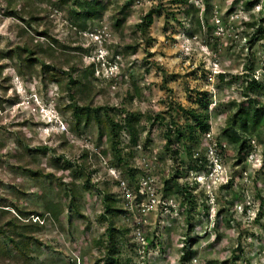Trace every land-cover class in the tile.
<instances>
[{"label":"rangeland","instance_id":"1","mask_svg":"<svg viewBox=\"0 0 264 264\" xmlns=\"http://www.w3.org/2000/svg\"><path fill=\"white\" fill-rule=\"evenodd\" d=\"M60 2L37 0L40 20L29 28L5 16L0 0V210L19 217L13 206L31 214L44 213L51 202L64 209L59 221H38L28 261L15 260L9 245L0 264H105L106 246L96 243L110 227L102 219L110 216L107 196L121 212L114 257L123 264H264V138L252 137L242 152L224 134L241 105L264 106V30L258 32L264 0H105L106 11L84 30ZM153 9L144 34L138 25ZM25 40L54 51L64 82L94 65V107L116 109L117 120L127 112L145 114L136 146L122 136L125 163L100 139L95 121L77 127L62 82L40 64L18 74L8 53ZM202 104L211 130L196 156L207 162L179 167L165 151L161 125L147 115L170 120L183 117L180 106L204 110ZM44 147L50 150H26ZM66 161L72 170L64 169ZM180 168L183 190L167 194L164 183ZM72 184L81 194L80 214L70 208Z\"/></svg>","mask_w":264,"mask_h":264},{"label":"trees","instance_id":"2","mask_svg":"<svg viewBox=\"0 0 264 264\" xmlns=\"http://www.w3.org/2000/svg\"><path fill=\"white\" fill-rule=\"evenodd\" d=\"M5 4L4 15L7 17H15L19 21H23L29 28H33L39 18L35 17V7L37 0H2ZM208 1V0H207ZM61 4L68 5L69 12L74 19L75 26L81 30L86 29L89 22L96 21L103 12L106 11L105 0H61ZM188 6V1L186 2ZM1 8V3H0ZM157 13V9H153L147 13L145 20L138 25L140 30L146 32L147 28L154 22V16ZM189 15L191 13H188ZM258 32L262 33L264 19L262 24H259ZM118 27L121 26L119 21ZM247 26L254 29L258 26L256 22H248ZM146 34V33H144ZM22 38H25L26 31H22L20 34ZM44 37H49L48 33L43 34ZM31 41V40H30ZM25 40L23 43L18 44L16 48L8 53L9 59L16 61V70L19 75H25V70L33 68L35 65L40 64L45 75H49L52 81L62 82L63 91L69 90L71 95L72 103L69 106L73 117L75 118L77 127L80 125H90L92 122H96L99 130L100 139H106L109 148L114 152L115 158L119 163H125L124 149L122 148V136L128 135L131 140V145H137L138 130L141 126L142 120L145 118L143 113H129L124 118L117 120L111 115L110 107H94L93 97L95 95L92 91V84L90 82L91 75H95L94 65L87 70L86 73H82L77 78H70L67 82H64L60 77L64 75V71L61 69L62 66L55 63L53 59L54 51H50L48 54L45 53L40 44H33V42ZM49 46L48 49H52ZM128 49L136 51V47L128 46ZM45 53V54H44ZM0 77H2V68H0ZM223 79L224 77L221 76ZM58 80H57V79ZM252 88L259 87L260 85L256 81H252ZM202 103V101H201ZM205 106L204 104H202ZM183 117L172 115L170 120L167 117H163L161 114H156L151 117L147 115V121L152 124L158 123L163 129V137L166 140L165 151L169 154L172 159L179 162L180 166L190 165L195 163H202L203 165L207 162V158L196 153L200 147L202 136L208 134L211 130L210 116L208 111V105L205 109H185L180 106ZM126 111H124V114ZM178 118V120H177ZM264 132V106L259 102L251 100L248 106L241 105L237 112L231 115L226 122V128L224 134L226 140L230 145H234L240 148V151L244 152L248 141L256 136L259 139H263ZM222 140L219 144L222 146ZM25 148V147H24ZM30 153H46L50 150L47 147L41 148L40 150H28ZM22 167V166H21ZM24 169H28L27 165H23ZM66 170H72V163L66 161L63 166ZM184 167V168H185ZM184 168H180L177 171V175L171 179L166 180L165 192L167 194L176 193L183 190V187L179 183V175L183 173ZM183 169V170H182ZM194 169V168H193ZM34 177L41 176L40 172H32ZM68 191L70 197V208L74 209L78 214L79 206L77 200L81 197L76 186L72 184L68 185ZM107 213L110 216H102V219L110 222V227L107 229L108 234L106 238L99 240L97 246H106L109 257L103 263L105 264H123L119 257H114L116 250L117 238L121 234V231L116 228L115 218L120 215V210L115 207V200H112L110 196L106 197ZM19 211V217L13 216L9 210H0V258L8 256L9 245L14 249L15 260L19 262L28 261L31 257L32 246L38 243L34 234H37L39 229L42 228L39 224V220L48 219L47 217H53L56 221H59L64 213L63 206L55 202H51L45 208L44 213H27L19 210L17 206H13ZM50 214V215H48ZM12 216V217H9ZM36 216L38 220L33 222L31 216ZM24 219V220H23ZM27 222H26V221ZM125 231V230H124ZM123 233V232H122ZM110 243V246H108Z\"/></svg>","mask_w":264,"mask_h":264},{"label":"built area","instance_id":"3","mask_svg":"<svg viewBox=\"0 0 264 264\" xmlns=\"http://www.w3.org/2000/svg\"><path fill=\"white\" fill-rule=\"evenodd\" d=\"M38 220V219H37ZM40 221V220H39Z\"/></svg>","mask_w":264,"mask_h":264}]
</instances>
